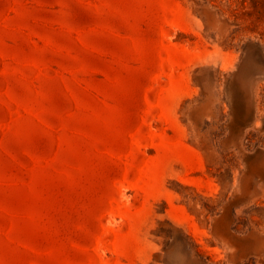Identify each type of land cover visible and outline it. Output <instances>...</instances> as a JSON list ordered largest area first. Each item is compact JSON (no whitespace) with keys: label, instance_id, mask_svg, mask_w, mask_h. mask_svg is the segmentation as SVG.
<instances>
[{"label":"rangeland","instance_id":"1","mask_svg":"<svg viewBox=\"0 0 264 264\" xmlns=\"http://www.w3.org/2000/svg\"><path fill=\"white\" fill-rule=\"evenodd\" d=\"M0 264H264V0H0Z\"/></svg>","mask_w":264,"mask_h":264}]
</instances>
